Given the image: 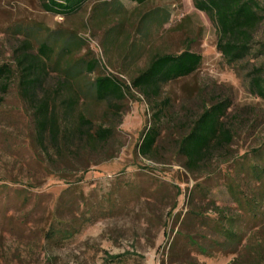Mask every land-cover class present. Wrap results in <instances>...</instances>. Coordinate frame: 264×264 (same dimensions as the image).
<instances>
[{"label":"rangeland","instance_id":"1","mask_svg":"<svg viewBox=\"0 0 264 264\" xmlns=\"http://www.w3.org/2000/svg\"><path fill=\"white\" fill-rule=\"evenodd\" d=\"M45 1L0 0V65L15 73L0 105V264H264V99L250 93L247 78L264 67V19L252 56L232 68L216 48L215 25L192 0H87L64 15L45 11ZM41 44L53 48L42 89L57 86L67 63L80 73L83 102L62 127L81 112L111 129L104 144L67 137L57 152L47 137L40 143L18 89V60ZM185 49L201 63L161 87L168 116L143 157L138 146L152 110L131 79L154 56ZM98 76L118 80L124 97L93 100ZM225 99L229 144L185 167L181 134ZM220 225L241 242L224 238ZM247 244L249 253L239 255Z\"/></svg>","mask_w":264,"mask_h":264},{"label":"trees","instance_id":"2","mask_svg":"<svg viewBox=\"0 0 264 264\" xmlns=\"http://www.w3.org/2000/svg\"><path fill=\"white\" fill-rule=\"evenodd\" d=\"M86 1L46 0L42 6L47 12L64 15L76 11ZM132 1L143 4L147 0ZM192 3L215 25L218 33L216 48L227 65L237 68L246 58L252 56V34L264 19V7L260 0H192ZM64 51H66L65 47L58 53L59 57ZM52 54V47L41 44L35 55L23 53L18 60L21 66L18 89L21 97L32 110V119L40 143L44 137H47L57 152H60V145H66L67 137L69 140L75 137L86 145L90 141L104 144L111 136V129L94 127L91 118L81 112H77L71 127H62L63 121L74 115L77 106L82 104L84 93L81 87L78 88L80 73L75 71L71 75L70 63L66 64L68 66L65 69L58 70L62 76L57 80L56 87L51 91L42 89L44 76L48 73L47 62H51ZM57 60L58 58L53 61L55 67L58 65ZM201 60L199 54L188 49L177 54H159L150 59L146 68L131 79V87L144 95L152 110L150 126L142 133L138 146L141 156L148 157L155 150L161 136L162 124L168 116L169 99L160 98L161 87L192 75L198 69ZM93 64H96V61L87 65L88 72L94 68ZM14 77L15 73L9 65H0V105ZM247 78L250 93L264 99V67L262 65L252 67L247 73ZM90 86L91 97L96 102L119 100L124 97L123 85L112 77L98 76ZM38 90L41 92L39 96ZM229 107L230 102L227 99L204 107L202 112L191 121L186 132L181 134L177 143L178 153L184 157L185 167L189 169L194 167L216 147L229 144L230 130L226 128L224 122ZM251 203L256 204V199H251ZM227 220L232 227L233 219ZM219 229L228 241L236 243L235 245L241 242L240 234L233 229L222 225ZM215 244L219 247L221 243ZM248 253V244L239 251L241 256Z\"/></svg>","mask_w":264,"mask_h":264}]
</instances>
